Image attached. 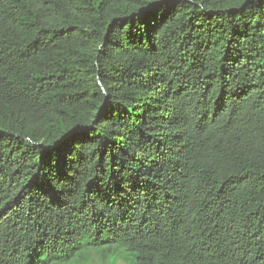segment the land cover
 <instances>
[{"label":"trees","instance_id":"trees-1","mask_svg":"<svg viewBox=\"0 0 264 264\" xmlns=\"http://www.w3.org/2000/svg\"><path fill=\"white\" fill-rule=\"evenodd\" d=\"M264 264V0H0V264Z\"/></svg>","mask_w":264,"mask_h":264},{"label":"rangeland","instance_id":"rangeland-1","mask_svg":"<svg viewBox=\"0 0 264 264\" xmlns=\"http://www.w3.org/2000/svg\"><path fill=\"white\" fill-rule=\"evenodd\" d=\"M92 264H109V262H104L95 256ZM116 264H124V261L122 259H118Z\"/></svg>","mask_w":264,"mask_h":264}]
</instances>
